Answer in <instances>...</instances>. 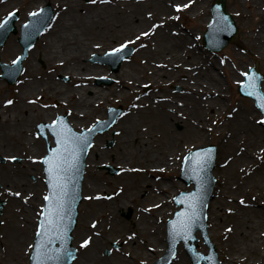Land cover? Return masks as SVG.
Listing matches in <instances>:
<instances>
[{"label": "bare ground", "instance_id": "1", "mask_svg": "<svg viewBox=\"0 0 264 264\" xmlns=\"http://www.w3.org/2000/svg\"><path fill=\"white\" fill-rule=\"evenodd\" d=\"M173 1L104 0V2H101V0H98L96 9L87 10V13L84 15L76 13V9L80 4L83 5L81 0H67L58 3L57 6L61 8V12L54 18L46 33L42 36L41 49L36 54H42L43 52V58L49 61L53 68L60 70V72L71 74V84L64 85L62 82L56 81L55 76L52 75L38 78V70L34 66V61L31 60V66H29L24 74V81L15 102L6 105L5 101L7 99L0 96V153L5 157L16 155L22 157L21 162L17 165L11 164L9 159L0 165V197L6 198L9 195L7 198L9 200V211L6 216L7 226L5 227V234L7 235L5 247L8 251V257L0 251V264L27 263L29 244L34 238L32 228L35 212L39 208V204L35 203L33 198L27 199L28 205L25 203L26 194L17 197L7 191L10 189L12 193H15V187L18 185L17 179L20 178L16 174L11 173L12 170H17L19 173L24 174L32 172V168L36 170L41 169L39 159L33 160L30 158L42 156L43 150L40 147L42 143L38 140L34 141L39 145V149L37 150L35 146L31 145L33 139L27 137L28 128L25 124L38 117L50 120L48 115L52 109L34 108L32 105H27L26 101L37 98L38 92L42 93L43 100L45 99L44 95L62 99L61 102L70 109L73 125L75 127H82L84 123L82 120L95 113L96 108L99 107L97 105L104 103L109 98V91L115 88L112 87L108 91L100 87L91 88L87 83L91 81L92 75L111 74L104 65H91L86 61L84 62L87 53L104 51L116 46L113 45V41L110 38H106L108 34L115 33V36H118L120 40L122 39L121 36L123 37L127 32L135 33L133 35L135 39L139 36L140 39L136 40H138V45L142 52L140 63L145 68V71H153V73L156 72L158 74L157 71L161 70L158 67H169L175 61H183L186 65L193 64L199 67L197 81L203 80V82L207 83L213 81L217 86H222L221 80H219L216 73L217 65L207 63L205 67H202L204 62L201 60L200 55L191 57L193 47L195 46L194 42L187 34H184L171 24L174 21V13L177 11L173 7L175 5V1ZM195 1L197 0H192V2ZM183 2V4H188L189 6L188 0H184ZM255 6L257 7L256 10L260 8L258 3H255ZM2 7L3 5L0 6V9ZM109 15H112L110 18H115V21H110V18L107 17ZM201 16L202 20H209V15L205 8L195 9V14L192 17L199 18ZM24 19L25 16L22 21ZM153 24L159 26L149 36L140 35L142 32H148ZM82 28L87 33H90L91 36L86 37ZM255 40H259L264 44V29L255 36ZM19 49L20 46L13 40H10L5 48V53H11L15 50L19 51ZM55 62L56 66L53 65ZM127 65L129 64H125L120 70V73L124 74V77L122 75L115 76L116 80H126L128 84L134 85L139 79L134 75L133 71L135 70L131 68L127 69ZM85 69H89V72H84L83 70ZM29 77H32L30 81H28ZM3 85L4 82H0V88ZM75 85L79 87H75ZM123 89L118 88L120 95L129 93L128 90ZM90 90L93 91L92 95L87 94ZM209 90L211 88L204 91L200 89L195 90L193 100L189 101L190 104L186 106L181 104L185 108L179 114L176 113V115H174L171 106L167 108V111H164L160 105L139 99L138 107H146L147 110L138 109L136 114L130 111L125 115L115 126L118 138L116 148L111 151L101 150V144H98L92 151V157H88L89 167L100 160H104L103 156H107L113 151L115 152L116 162L128 167L132 171L133 169H138V171L134 172L146 169L148 173L157 168L159 170L162 165H166L168 171L171 170L176 163L175 149L179 150L178 160H180L187 152L186 147L189 146L190 141H187L189 137L202 139L204 136V126L206 124L203 118H201V114L204 113L203 110L209 107V103L199 100L196 96ZM262 90L264 91V83ZM133 91L131 90L130 93ZM210 100L221 101L220 99H216V96ZM210 104L212 103L210 102ZM104 105H101V107ZM27 108H29L28 113H26ZM185 111L189 115L190 112L196 115L194 118H187V124H189L186 131L187 134L180 135L177 134L173 126L176 122L180 121L177 116L180 115L182 118H185ZM141 121H145V124L151 128L149 136L146 135V131H139L141 127L138 128V125ZM155 127L158 128L159 132L161 131V138H158V148L152 149L149 146L156 141L154 134ZM223 128L225 129V136L216 170L221 174L222 185L220 188L216 187L215 199L212 201L209 211V222L211 223L209 235L220 233L225 235L223 247L229 251L223 264H259L264 258V250L259 248L261 242H258V237H256L255 242L252 241V246L246 245L247 256L245 258L239 259L233 253V251H238L236 247L238 239L250 241L256 236L252 232L255 229L254 225L256 221L254 223L250 216H246L236 209L233 189L238 184H242V192L247 189L245 195L249 198L243 204L244 206L242 205L243 208L254 213H261L259 209H256L258 199L255 195H251L253 193H250V191H254L256 186L264 185V161L261 159V155L263 157L264 153V130L257 126L256 116L253 111L250 113L243 112L239 107L233 108L229 118L224 121ZM134 139L137 142L135 145L132 143ZM93 154L97 155L98 158H95ZM135 154H137L136 161L133 162ZM160 162L162 165H159ZM95 174L97 173L90 168V174L85 180L84 188L87 200L92 204L84 210L81 217L80 230H77L76 233V239L80 242L89 236L92 238V242L88 246L87 251L82 253L80 260L76 262L77 264L82 262H84L82 264H110L106 263L105 259L99 258L101 256V248L112 239L113 232L116 234V239L123 240L126 239V236L130 232V230L127 231L128 224L118 218L117 212H115L116 209H123L128 205L136 208L137 204L142 202V191L146 189L148 193L144 199L152 197L154 191L157 194L163 193L165 196L163 198H161L162 196L160 197V202L164 206L168 201L169 195L176 187L170 179L166 180L162 178L154 182L147 178L145 173L133 175L130 172H125L121 178L128 185V188L113 199H108L102 198L101 195L105 194L109 188L105 184H102ZM119 179L115 178L111 181L114 182ZM137 180H139L138 184H136ZM20 182L28 190L33 189L34 194H40L38 188L43 190L40 181H37L33 185L26 181ZM177 187L182 188L184 184L179 183ZM97 195L100 196L99 199L95 198ZM89 197L93 198L89 199ZM230 209L231 211H229ZM162 210H165L164 207ZM141 212V221L132 231L139 234V239L143 240L145 244L143 245L144 248H146V243H150V246L148 245L149 249H160L163 245L160 243L162 233L156 231L157 224L153 217H158L164 212L160 213L157 210L156 212L159 214L153 217L152 211L150 213ZM87 213H92L94 219H100V223L96 224L95 228L92 227L93 219L91 220ZM246 222H249L252 228L248 227L245 224ZM261 223L260 220L259 225ZM147 224H149L151 229H154L153 232L150 229V236H145L149 232V229L145 228ZM107 225H109L108 228ZM232 240L234 243H232ZM153 242L155 243L153 244ZM138 246L137 244H132L131 249L133 252H131V249L127 251L125 249V254L122 256L117 254L121 257L120 262L122 264H131V261L137 259L140 254L142 258H147L146 251L142 247L138 251L136 248ZM258 259L260 260L259 262H257ZM172 264H188V259L182 252H179L178 258Z\"/></svg>", "mask_w": 264, "mask_h": 264}, {"label": "rangeland", "instance_id": "2", "mask_svg": "<svg viewBox=\"0 0 264 264\" xmlns=\"http://www.w3.org/2000/svg\"><path fill=\"white\" fill-rule=\"evenodd\" d=\"M5 0H0V4L4 3ZM44 0H19L15 3L6 4V9H11V8H15V7H19L20 9H22L23 11H26L29 8H35L39 3H41ZM52 2V4L54 5V7H56V11L57 14H59L61 12V8H58V3H60L61 1H67V0H50ZM145 0H143L144 2ZM175 1V2H174ZM173 2L175 4H183L184 0H174ZM187 1V0H186ZM189 1V0H188ZM214 0H197L195 2L189 3V6L186 7L185 9H181L180 11H176L174 13L173 19L174 21L171 23L173 26L177 27L180 31H182L184 34H187L191 40L194 42L195 46L193 47L192 50V54L191 57L195 56V55H200L201 56V60L204 62V65L202 64V67H205L206 64H216L217 65V77L219 78V80H221V84L222 86H217L216 84L213 83V81H210V83L207 82H203V80L201 81H197L196 79V75H199V67L193 65V64H184L183 61H175L172 65H170L168 68L167 67H163L160 66L159 68H163V69H170V73L169 75H166L165 80H163V84H167L161 88H155V90L157 91V95L160 94H164L166 92L173 94H179L178 97H170L171 99H177L178 103H173L171 104V106H173V110L175 111L177 108L179 110V112L181 110H184V108L181 107V104H185V102H187V104H190L189 101L187 100V98H189L187 95V93H185V88L186 89H193V88H197V87H190V86H202L200 88H205L204 90L211 88V90L205 92V93H201L198 94L196 96V98H198L199 100L205 101L207 103H209V107L206 108V110H203L204 113H202V117L204 122H205V126H204V136L203 138H192L189 137V139L187 141L189 142V146L186 147V149H193V148H197L200 146H206L208 144H216L218 147V155H217V162L219 161V153L222 149V143H223V139L225 136V129L224 127V121L229 118L230 113L232 112V109L234 107H239L243 112H248L250 113L251 111L254 112L255 116H256V120H257V126H259L262 130H264V124L260 123L259 121L261 120V117L263 116L262 113L256 108L255 106V102L254 100L250 99V98H244L242 97L238 91H237V87L240 81L244 80V76L242 75L245 72L249 71V68L251 66H253L254 64H258L259 66V70L263 73V77H264V44L259 41V40H255V36L257 34H259L263 29V25H264V0H228V5H229V9L230 11L234 14L235 18H236V22L237 25L239 27V32L235 38L234 42H231L228 47H226L225 49H223L222 51L218 52V53H213L210 52L208 50H206L203 46V35L204 32L206 30L207 24L209 23L210 20H202V16L201 17H197L194 18L192 17L193 14H195V9L197 8H205L207 11V14L209 16H211V4ZM82 4H80V6L76 9V13L77 14H82L84 15L85 13H87V10H95L96 9V5L97 3H90L88 4L87 0H81ZM20 3H22V5H20ZM255 3L259 4L260 8L257 9V7L255 6ZM5 9V10H6ZM108 18L112 17V15L107 16ZM107 18V19H108ZM110 21H115V18H110ZM259 20V23H258ZM140 27V26H139ZM83 29V28H82ZM83 32L86 34V37L91 36L90 33H87L85 31V29H83ZM132 34V35H131ZM135 33L133 32H127L123 35V37L121 36V40L118 39V36L116 37L115 33L114 34H108V36L106 38H110L113 42V45H116V47H119L121 44H125L126 42L131 41V43H127L128 45H134L136 52L133 56H131L127 62L123 63V66L125 64H129L127 65V69H132L135 70L134 75L139 79H141V82H144V80H148L147 79L149 77V73L150 71H145V68L142 66V64L140 63V56H142V52L140 51V47L138 46V40H136L133 35ZM4 50V49H3ZM3 52V51H2ZM5 52V51H4ZM2 54V60H7L10 61L11 58L13 57L15 51L13 53H4ZM96 53V52H95ZM93 53H87L84 62L85 61H89L90 62V58L91 55ZM189 57V55H188ZM157 59V58H156ZM53 61V60H52ZM37 62L40 65H43V67L46 68L47 63L43 60H41L40 57L37 58ZM44 63V64H42ZM88 63V62H87ZM89 64V63H88ZM50 66L52 64H49ZM56 66V62L53 64ZM42 67V68H43ZM53 67V66H52ZM178 67V69L181 68V72H187L190 75V79L189 81H187V77L184 75H181V72H179L178 74V78L179 80L176 82L178 84V86H180L181 90H177L176 86L177 85H173V87H170V83L172 81L171 78H173L172 74H173V70H176ZM84 71V70H83ZM89 71V70H88ZM87 71V72H88ZM186 73V74H187ZM124 77V74L122 73H118L115 76H121ZM67 76L70 77L68 74L61 72L58 74V81H63V77ZM140 76H144L143 78ZM164 76H159V79H162ZM24 78V76H23ZM130 81V80H129ZM128 81V82H129ZM1 82V80H0ZM186 82L189 84H186ZM69 83V82H68ZM67 83V84H68ZM121 84V86H126L123 84H128L126 82V80L123 81H118V84ZM264 83V78L262 81V86ZM116 84V85H118ZM131 83H129V87L133 88L134 85H130ZM73 85V84H72ZM74 86V85H73ZM152 87V86H151ZM143 88V87H142ZM129 88L126 89V91ZM138 89V88H137ZM137 89H131L134 90L132 93H130L131 90H129L127 98L125 99V103L129 105H132V103H134L137 108H138V101L137 97L140 98V91ZM19 87L15 88L13 86H8L5 83V86H2L0 88V96H3V98H6L7 100H12L13 98H16V93L18 92ZM203 90V91H204ZM114 91L118 92V88H115ZM160 94H159V93ZM216 99H220L221 101L218 102L216 100H210L212 98ZM50 98V97H49ZM210 98V99H209ZM52 100L50 102L55 101L53 98H51ZM119 99H121V96L116 97L115 99V104H117V101H119ZM60 101V99H59ZM175 101V102H177ZM44 103L46 101H43ZM173 102V101H172ZM210 102L212 104H210ZM55 103H57L55 101ZM60 105H64L66 107L65 104H63L61 101L59 102ZM54 105V109L59 110L58 107H55ZM36 108V107H35ZM67 108V107H66ZM135 109L133 111V113H135L138 109ZM29 110V108H27ZM26 109V110H27ZM27 110V113H28ZM53 111V110H52ZM50 112V117L53 116V112ZM63 112V111H61ZM65 112V111H64ZM186 112V111H185ZM176 115V114H174ZM185 115V114H184ZM192 115V116H190ZM190 115L188 112H186L185 115V119H182L181 116H177L179 117L180 121L176 122L173 126L174 130L177 131V134H183L185 135V133L187 134V128L189 126V124H187V118L191 117L194 118V116L196 115L195 113L192 114L190 112ZM229 115V116H228ZM176 117V116H175ZM176 117V118H177ZM40 119V118H39ZM91 118L88 119V121ZM35 119H32L29 121V123H26L25 125L27 126V128H30L32 125L31 123H33ZM72 120V119H71ZM85 121L84 122H88ZM28 124V125H27ZM144 123L142 124L141 122L138 125L139 127H144ZM33 128V127H32ZM29 129L28 131V138L29 139H33V143H31V145L36 147V150L39 149V145H37V143H35L34 141L38 140L40 141L41 144V148L44 151L42 157L46 154L47 152V145L48 143L50 145H54L53 143V138L51 136H48L47 138H42L40 136H34L33 134H31L33 129ZM20 129V127H19ZM83 129V128H81ZM141 131V129L139 130ZM22 132V131H21ZM113 132V131H112ZM155 136H156V141L153 142V144L151 143V145L149 146L150 148H158L159 146V141L158 138H161V131L159 132L158 128L155 127ZM23 133V132H22ZM147 136L150 135V131H146L145 132ZM187 137V136H186ZM117 138V137H116ZM189 151V150H188ZM33 152V151H32ZM176 155H175V159L176 161L178 160V152L179 150L176 148L175 149ZM138 154V153H137ZM134 155V161H136V155ZM109 156V158H108ZM113 156L114 152L112 154L109 155H105L103 156L104 160L101 161H105L107 160H113ZM0 165L3 164L4 162H6L7 159H3V156H1L0 153ZM15 157H17V159L15 161L13 160H9L10 162H13L11 164L13 165H17L21 162V156L20 155H16ZM183 158L178 162V166L175 167L176 165L174 164V166L171 168V170L169 171H164V172H153L151 171L149 173V175H147L148 177H151L153 180L157 181V180H161V178H166V179H172L173 182L177 183L178 182V186L179 183L184 184V187L179 188L178 187V191H189L193 189V185H187L186 183L182 182L180 179L177 178V175H180L181 172V167H182V163H183ZM261 159L264 161V153H263V157L261 155ZM115 160V158H114ZM116 162V161H115ZM161 164V162L159 163V165ZM99 166H102V164ZM99 166H97L95 169L98 170L99 172H101L99 170ZM217 166L218 163H216V166L214 168V177L216 178V187L220 188V186L222 185L221 182V174L219 172H217ZM32 172H28V173H19L17 170H12L11 173L16 174L17 177H20L17 179V186L15 187L16 192H20L22 193V195L26 194L28 197L27 199H31L33 198L35 200V203H39L41 202V206H43V196L46 194V186L44 185V174H43V168H41V170H36L34 168L31 169ZM101 176H97L100 180L105 181V183H107L106 179H109V175H107L106 172H101ZM121 174L115 176V178L120 177ZM152 175V176H151ZM178 179V180H177ZM19 181V182H18ZM20 181H26V182H30L32 185L35 184L37 181L41 182V186H43V192L40 188H38L40 194H34L33 189L28 190L27 188H25V185H23ZM242 184H238L234 189H233V194H234V200H235V205H236V209L238 211H241L242 214L246 215V216H250L251 220L254 222L256 221L255 225H254V230L252 231L253 233L256 234L255 237H253V240L250 241H246L244 239H238V241L236 242V247H237V252H234L235 257H238L239 259L241 258H245L247 256V249H246V245L249 244L250 246L253 245V242L256 241V237H258V242L261 244L259 245V248L264 250V185L262 186H256V188L254 189V191H250V193H253L251 195H255L258 199L257 203L258 206L256 207V209H259L261 211L258 213H254L251 211H248V209L243 208V204L240 203L241 198L244 199V201H248L249 198L245 195V191L247 189H245L242 192ZM215 187V190H216ZM249 187V186H248ZM32 188V187H31ZM110 190V188H109ZM84 192V190H83ZM144 193V192H143ZM174 193V192H173ZM85 194V192L83 193ZM215 194V191H214ZM42 195V197H41ZM173 195V194H172ZM9 195L6 196V200L8 198ZM165 195H163L161 198H163ZM38 197V199H37ZM86 195L83 198V201L80 205V215H79V219H78V224L77 227L73 233V238H74V245L77 247L78 249V260H80L81 255L83 252L87 251L88 247L86 248H81L80 247V241L78 239H76V233L77 230H80L79 226L81 224L80 219L81 216L85 210V208H88L92 203L89 202L88 200H86ZM158 197V198H160ZM156 198H148L146 201H144V207H149L151 205V203H158L159 199ZM5 201V200H4ZM25 203L27 204L28 201L26 200ZM29 204V203H28ZM27 204V205H28ZM212 204V203H211ZM170 212L174 209V206L172 204H170ZM243 205V206H242ZM9 200L6 202V210H9ZM211 206V205H210ZM42 209V208H41ZM41 212V210L39 209L38 212ZM117 215L120 216L122 219H124L125 221L127 220V222L130 225V228L132 229V226L134 223L138 222L140 219H136V217H132L128 220L126 219L123 215H122V211L125 213L127 212L126 210H121V209H117ZM37 212V214H38ZM39 212V213H40ZM170 212L169 214H165V216L163 217H157V219H155L158 223V226H162L163 227V232H162V237L160 239V243L163 244L162 247H160V249H149L148 245L150 243H146V248L143 247V245H145L143 243V240L139 239V234H135L134 236L132 234L127 235L125 240L122 239H116V234L113 232L112 234V239L105 244V246L103 248H101V253H100V257L102 259L106 260V263H110V264H122L120 262V256L119 255H123L125 254V249L126 251L131 249L132 244H137L139 245L138 247H136L138 249V251L140 250V247H142V249L144 251H146V254L148 255L147 258H142V255L140 254V256L135 259L134 261H131V264H144V263H148V262H154L158 259V257L160 255H162L166 248H167V233L164 232L165 231V223L164 221H166L167 218L170 217ZM35 213V215H37ZM209 214V213H208ZM87 215L89 216L90 219H92V213H87ZM7 216V215H6ZM3 215L2 217V224L0 227V241H5V236L7 237V235L4 233L6 230L4 229L7 226V217ZM39 216V214H38ZM209 216V215H208ZM98 219H94L93 221H95L97 223ZM152 220V219H151ZM261 220V225H259V222ZM37 221V222H36ZM100 221V219L98 220V222ZM34 223L36 224L35 226H37L38 224V220L37 217L35 218ZM156 223V222H155ZM210 222H209V217H208V232H209V227H210ZM248 227L252 228L249 224V222L245 223ZM146 229H149V232L145 234V236H150L149 233L153 232L154 229H151V227L149 226V224H147L145 226ZM36 227L34 228V235H36ZM151 229V232H150ZM161 229V227H160ZM129 229L127 228V231ZM105 233V232H104ZM159 233V232H158ZM209 234V233H208ZM118 235V234H117ZM131 237V239H129V237ZM197 237H198V241H197V246L198 249L203 251L204 253L208 252V246L205 243L204 237L202 236V234L200 232L197 233ZM210 240L214 243V245L217 248L218 254H219V258L221 263L223 264V261L227 258L228 256V249L223 247V243L225 242V235H223L222 233L217 234V235H209ZM34 240V239H33ZM141 240V241H140ZM253 241V242H252ZM115 242H119V243H115ZM150 242V241H149ZM155 242H153L154 244ZM232 243L233 240H232ZM231 243V244H232ZM130 244V245H128ZM160 244V245H161ZM150 246V245H149ZM4 252H6L5 250H3ZM106 251H109V254H106ZM182 252L188 259V264H191L189 261V256L187 255V253L184 250V247L182 244H180L178 246V252ZM131 252H133V250L131 249ZM143 252V251H141ZM139 252V253H141ZM144 253V252H143ZM119 254V255H117ZM133 255V253H132ZM131 255V256H132ZM179 255V253L177 254ZM87 260V259H85ZM76 261V262H77ZM260 260L258 259L257 262H259ZM75 262V263H76ZM84 263V262H82ZM79 263V264H82ZM77 264V263H76ZM259 264H264V258L260 261Z\"/></svg>", "mask_w": 264, "mask_h": 264}, {"label": "snow or ice", "instance_id": "3", "mask_svg": "<svg viewBox=\"0 0 264 264\" xmlns=\"http://www.w3.org/2000/svg\"><path fill=\"white\" fill-rule=\"evenodd\" d=\"M89 2L95 3L96 0H89ZM101 2H104V0H101ZM191 2L192 0H189V3ZM173 7H175L177 11H180L182 8L188 7V4H175ZM9 15L11 16L12 13H9ZM33 15H35V13H33ZM149 15L151 14L149 13ZM3 26V24H0V27ZM158 26L159 25L157 24H153L148 32H142L140 35L145 37L149 36ZM136 39H140V37L138 36ZM127 43H131V41L113 48L111 54L118 56L119 53L127 47ZM19 59L20 57H17V61ZM17 61H13V63H16ZM242 75L246 79L239 83L242 88L248 89V95L256 97L258 107L264 112V93L260 91L258 84L259 78L255 73L245 72ZM137 99L139 98L137 97ZM36 102V100L29 101V103ZM12 103V100L5 101L6 105ZM44 107H48V105H44ZM132 107H136V105H133ZM259 122L264 123V116L261 117ZM37 127L42 128L44 126L37 125ZM48 127L53 130L56 137L57 147L50 150L48 155L39 158H30L33 160L39 159L44 165H46L44 171L48 176L49 188V194L43 197V200L47 203L42 206L43 210L39 213L42 219L37 225L36 236L40 237V239L34 245L29 246L30 248L35 249V255L30 257L33 264H48L49 261L60 262L65 258H74L72 257V253L65 246V241L68 238V227L65 221L67 219L70 222L71 219L69 209L75 197L71 193L70 184L74 179V172L77 170L79 152L89 146L87 137L84 135H75L62 117H57V119L54 120L51 125H48ZM213 151L212 148H203L195 152L189 150L188 155L183 158L186 163H190L193 166L191 170L198 183L201 185L203 184V177L200 173L207 168L212 160ZM5 159L15 161L17 157H5ZM133 171H138V169H133ZM7 191L15 196L21 195L20 192L12 193L10 189ZM91 198L93 197H89V199ZM95 198L99 199L100 196L97 195ZM108 199H111V197H108ZM173 199L178 203H183L185 209L177 212L176 219L170 222L171 235L173 237H187L190 235L193 225L199 219V205L202 202L201 193H182L181 198L174 197ZM25 200H27V197H25ZM240 203L245 204L243 198H241ZM154 206L158 207V205ZM229 211H231V209ZM0 223H2V221H0ZM92 227H96L95 221H93ZM97 235H99V233H97ZM132 235L134 236L135 233ZM129 239H131V237H129ZM55 241L60 242V249L49 247ZM91 242L92 238L90 236L86 237L82 239L80 247L86 248Z\"/></svg>", "mask_w": 264, "mask_h": 264}, {"label": "water", "instance_id": "4", "mask_svg": "<svg viewBox=\"0 0 264 264\" xmlns=\"http://www.w3.org/2000/svg\"><path fill=\"white\" fill-rule=\"evenodd\" d=\"M218 2H219V4L215 5L214 8H217L220 11L219 12V19L217 20L218 22L216 23V25H215V27H214V29L212 31V35L214 36L215 34H217L219 32H222L223 34H225V33H227V34L223 35L220 40H216L213 43L214 47H220V46L224 45L231 38L230 32L227 29L231 25V23L229 22V20H227V18L231 19V17H230V15H228V12L226 10V0H219ZM51 12H52V10H51ZM208 38H209V34L207 36V42H208ZM130 50H132V49H130ZM129 54H130V52H126V51L119 53V55L115 58L116 65H119L120 62L122 61V59L125 58ZM251 73H255L257 75V77L259 78L258 79V84H259V88H260V75L258 73H256V69H252ZM240 90L244 94H248V89L242 88V86H241ZM63 119L66 122V119L65 118H63ZM66 124L73 132V129L68 125L67 122H66ZM51 131L53 133L52 129H51ZM74 134L78 135L76 133H74ZM82 135L87 137L89 146L85 147L83 149V151L79 152V161H78V164H77V170L74 172V179L71 181V184H70L71 193L75 197V199L71 203V206H70V209H69L71 219H70V222L67 219L65 221V223L67 224V227H68V232H67V237L68 238L65 241V246L72 253V257H75L76 250L72 247V244H71L72 243L71 232H72V230L74 228L75 221H76V216L78 214L77 213V206H78V204L80 202V185H81V180H82V176H83V172H84V168H85V157H86L87 152L89 150V147L91 145V139H92V135H87V134H82ZM56 147H57V144H56ZM56 147H54L52 149H55ZM208 148H212L214 151H213V154H212V160L208 164L207 168L204 169L200 173V175L203 177V184L201 185V184L198 183L194 173L191 170L193 166L190 165V163H186V165L184 167V174H183V178L187 182H189L191 178L194 179L195 183L197 184V189L194 192L201 193L202 202L199 205V219L193 225V227L191 229V233H190L189 236H187V237H179L178 236V238L175 239L172 242L171 248H170V252H169V255H170L169 258H172V256H174V254H175L176 245H177L179 239L183 238L185 243H186V248L188 249V251L192 255V258L194 260V264H199L201 260H203L206 264H219L218 259H217V254H216V251H215V247L208 240H207V242L209 243L210 248H211V253L209 255H204L201 252H197L195 250L196 246L194 245V242L196 241V237L194 236V233L196 232V230L201 229L205 236L207 234V231H206V214H207V210H208V207H209V202L213 198L212 190H213V187H214V184H215V180H214V178H212V168H213V164H214V161H215V153H216L215 150H216V148L214 146H211V147H208ZM70 199H71V197H70ZM184 209H185V205H184V208L182 210H180V211H183ZM170 222H169V225H170ZM39 239H40V237H38V240ZM188 241H192V243L189 244ZM56 243H60V242L59 241H55L49 247L53 248V249H60L61 248V244H60V247L57 248L56 247ZM73 259L74 258H65L64 260H62L60 262L49 261L48 264H69ZM169 261H170V259H169Z\"/></svg>", "mask_w": 264, "mask_h": 264}]
</instances>
